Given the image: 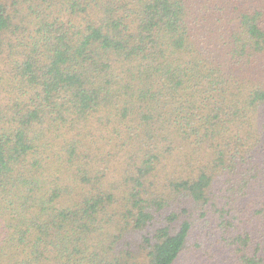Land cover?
<instances>
[{"label":"trees","instance_id":"obj_1","mask_svg":"<svg viewBox=\"0 0 264 264\" xmlns=\"http://www.w3.org/2000/svg\"><path fill=\"white\" fill-rule=\"evenodd\" d=\"M0 264H264V0H0Z\"/></svg>","mask_w":264,"mask_h":264}]
</instances>
